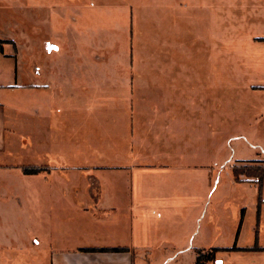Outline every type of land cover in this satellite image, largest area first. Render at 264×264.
<instances>
[{
    "label": "crops",
    "instance_id": "crops-1",
    "mask_svg": "<svg viewBox=\"0 0 264 264\" xmlns=\"http://www.w3.org/2000/svg\"><path fill=\"white\" fill-rule=\"evenodd\" d=\"M92 4H85L83 11L101 15L94 12ZM5 39L13 41L16 51H0L12 60L14 77L13 83L0 85V177L19 182L36 179L34 190L39 204L33 216L28 215L26 205H0V264H27L28 255L39 262L34 264H154L158 259L163 264H196L198 251L213 256L202 264H264V175L258 199L256 177L239 175L240 181H236L229 174L226 191L217 186L211 190L210 222L202 226L201 178L188 171V167H208L218 162L220 133L228 134V142L245 141L256 134L255 140L264 148V89L252 87L264 86V81L247 88L236 84L238 87L232 90L241 93L237 97L227 95L226 106L231 110L222 115L216 87L211 95L215 99L210 118L211 159L199 163V155L188 157L187 149L193 146L188 148L185 134L182 137L179 133L180 126L178 138L137 141V109L130 112L128 121L125 110L118 112L123 140L106 135L93 143L72 141L73 116L85 119L90 110L85 95L72 92L76 78H89L82 70L84 64L77 65L72 57L64 63L53 56L47 61L52 51L60 50L48 41L43 48L46 55L41 54L35 63L33 81L20 82V48L13 38ZM75 44L78 42L70 45L72 50ZM80 46L82 51L88 50V45ZM31 119L37 132L42 129L47 133L36 143L41 161L35 166H45L49 171L24 174L21 167L28 165L16 161L17 144L7 139V133L16 132L17 121L22 124ZM177 120L181 125V118ZM183 125L185 129V120ZM261 128L262 141L258 136ZM252 145L257 144L248 143L249 148ZM232 150L244 152L239 146ZM236 165L264 166V152L257 150L254 155L235 158L231 169ZM0 193L26 194L25 184L23 189L8 188ZM223 198L235 202L239 221L229 225L220 222L219 203ZM247 208L253 216L245 221ZM30 235L35 241L28 247ZM254 245L262 249L243 250ZM233 246L237 249L212 250ZM90 248L107 250H86Z\"/></svg>",
    "mask_w": 264,
    "mask_h": 264
},
{
    "label": "rangeland",
    "instance_id": "rangeland-1",
    "mask_svg": "<svg viewBox=\"0 0 264 264\" xmlns=\"http://www.w3.org/2000/svg\"><path fill=\"white\" fill-rule=\"evenodd\" d=\"M90 1L94 12L101 15L83 11ZM5 38H13L20 48V82L33 81L35 63L41 54L46 55L43 48L48 41L60 50L52 51L47 61L53 56L64 63L72 57L77 65L84 64L82 70L89 78H76L72 92L84 94L90 110L85 119L73 116L69 134L72 141L93 143L106 135L123 140L118 112L125 110L128 121L130 112L137 109V141H168L175 135L178 138L180 126L179 133L185 134L188 148L193 146L187 149L188 157L199 155V163L211 159L210 118L215 103L211 95L216 87L222 115L231 110L226 106L227 95L237 97L241 93L232 88H247L264 81V0H0L2 49L15 52L13 41ZM74 42H78L75 51L70 47ZM81 43L88 45L87 51H82ZM12 63L0 54L2 86L13 83ZM252 87L264 89L262 85ZM109 120L116 122L108 123ZM17 123L16 132L7 133V139L17 144L14 157L18 163L35 166L41 161L36 143L47 133L42 129L37 132L33 119ZM124 129L129 132L128 126ZM255 136L228 142V134L220 133L218 162L208 167H188L202 182V226L210 222L211 190L216 186L225 191L229 188L227 176H233L231 164L235 158L255 154L257 150L249 148L248 143L261 146ZM258 136L262 141V128ZM236 146L244 152L233 153ZM23 184L26 194L0 193V205H26L28 215L33 216L39 204L34 190L36 179L19 182L0 177V192L23 189ZM225 198L219 203V220L229 225L239 221L240 213L235 202ZM250 214L253 216L247 208L245 221ZM34 241L35 236L30 235L28 247ZM27 257V264L39 263L34 262V256ZM154 264L163 261L158 259Z\"/></svg>",
    "mask_w": 264,
    "mask_h": 264
},
{
    "label": "trees",
    "instance_id": "trees-1",
    "mask_svg": "<svg viewBox=\"0 0 264 264\" xmlns=\"http://www.w3.org/2000/svg\"><path fill=\"white\" fill-rule=\"evenodd\" d=\"M3 41L0 40V51L2 52V43ZM21 170L24 174H36L39 173L41 171H49V168L47 167H40V166H22ZM232 172L234 175V179L236 181H240L239 179V175H245L248 177H256V183H257V188H258V199L260 198V194H261V189H262V181H263V175H264V166H232ZM258 207H259V203H258ZM258 212V210H257ZM237 249L235 246L230 247V248H212L213 252L214 251H231ZM258 249H262L259 248L257 245H254L250 248H243V250H258ZM89 251H103V250H107V248H90V249H86ZM112 250H125V248H112ZM213 256L210 253L207 254H202L200 251L197 252V257H196V264H202V261H209L212 260Z\"/></svg>",
    "mask_w": 264,
    "mask_h": 264
},
{
    "label": "built area",
    "instance_id": "built-area-1",
    "mask_svg": "<svg viewBox=\"0 0 264 264\" xmlns=\"http://www.w3.org/2000/svg\"><path fill=\"white\" fill-rule=\"evenodd\" d=\"M253 148L259 150L260 152H264V148L257 146V145H252Z\"/></svg>",
    "mask_w": 264,
    "mask_h": 264
}]
</instances>
